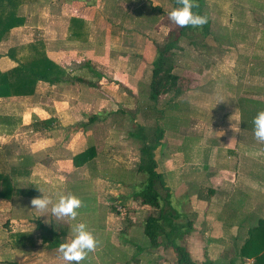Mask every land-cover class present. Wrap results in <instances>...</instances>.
<instances>
[{
	"label": "crops",
	"instance_id": "obj_1",
	"mask_svg": "<svg viewBox=\"0 0 264 264\" xmlns=\"http://www.w3.org/2000/svg\"><path fill=\"white\" fill-rule=\"evenodd\" d=\"M168 1L12 0L23 20L0 42V70L15 65L6 54L9 47L36 40L63 69L52 82L38 81L29 96L0 97V115L16 120L11 132L0 123V172L12 174L15 187L38 192L0 199V219L8 220L0 232L33 233L34 247L8 248L19 254L14 258L19 264H75L62 259L58 245L74 238L77 222H84L98 241L80 264H176L171 249L150 248L143 234L146 216L158 214L140 198L146 174L137 170L141 139L155 142L154 127L149 133L152 127L146 124L152 106L159 108L158 116L168 111L175 119L166 112L153 153L172 205L191 224L179 242L196 264L252 263L253 258L238 255V248L264 219V141L254 137L252 124L264 110V57L238 52L222 59L224 68L236 66L234 73L151 100L149 77L142 70L150 64L152 69L156 51L168 43L155 47L175 23L167 20ZM211 1L221 9L231 2L226 15H236L246 45L264 49V0ZM208 3L202 0V10L211 18ZM213 39L206 51L232 49L226 38ZM176 46L188 48L177 40ZM206 60V66L214 62ZM220 79L233 81L223 87ZM26 127L31 132L23 140L18 134ZM89 148L91 157L73 164L72 157ZM25 160L27 173L14 172ZM26 178L30 183L17 184ZM69 193L82 201L75 219L54 216L51 204L40 210L30 203L42 194L54 203ZM21 199L29 205L25 215L17 212L15 202ZM37 221L61 233L56 246L41 241Z\"/></svg>",
	"mask_w": 264,
	"mask_h": 264
},
{
	"label": "trees",
	"instance_id": "obj_2",
	"mask_svg": "<svg viewBox=\"0 0 264 264\" xmlns=\"http://www.w3.org/2000/svg\"><path fill=\"white\" fill-rule=\"evenodd\" d=\"M177 5V0H172ZM12 0H0V42L7 39L9 30L21 24L22 18L14 13ZM194 12L205 16L206 23L202 26L180 27L179 34L187 36L189 32L199 33L203 37L209 34L210 19L202 11V0H197ZM176 48V41H169L163 48L157 50V55L152 65L149 80V98L156 100L162 93L169 92L177 87L178 76L173 72V63L170 60L171 50ZM6 54L15 60V65L8 70H0V97L29 96L34 93L38 81L52 82L59 78L63 69L52 61L45 53L41 40L27 42L19 46H11ZM0 123L8 126V132L14 128L15 118L9 115H0ZM155 142L161 138L162 129H155ZM154 143H148L141 139L138 145L139 159L137 170L146 174L144 185L139 193L143 203H149L158 209V214L147 215L143 234L150 248L163 247L171 249L175 255L176 264H196L190 257L186 247L179 240L191 230L190 222L175 208L172 194L165 187L161 173L156 170L154 159ZM92 148L75 154L73 164L83 162L91 157ZM23 158H26L23 156ZM26 160L21 165L13 168L19 174H26ZM16 169V170H15ZM163 191V194L162 192ZM13 194L23 196H36L38 192L32 188H19L13 184L12 174L0 172V199L11 198ZM35 229L38 231L42 242L46 247H54L58 244L61 233L53 227L46 226L37 221ZM13 240L12 246L19 251H27L34 247V238L31 231H15L10 234ZM238 255L242 258H253L251 264H264V219L248 231V236L238 248ZM7 264H17L10 261ZM204 264V263H203ZM229 264H236L230 262Z\"/></svg>",
	"mask_w": 264,
	"mask_h": 264
},
{
	"label": "rangeland",
	"instance_id": "obj_3",
	"mask_svg": "<svg viewBox=\"0 0 264 264\" xmlns=\"http://www.w3.org/2000/svg\"><path fill=\"white\" fill-rule=\"evenodd\" d=\"M174 7H177V5L173 4L172 0H169L168 7L166 8L167 13L171 11ZM228 7L229 8L231 7V2L230 4L226 3V6L221 9V6H218V5L215 6V4H213V2L210 0V3H208L207 5V10L211 16V18L208 17L210 19L209 34L204 37L201 34L196 33V32L195 33L189 32L187 36H181L179 34V31H180L179 25L174 23V26L171 27L170 29L166 28L167 32L163 38H159V40H155V43H156L155 47L156 46L162 47L165 43L172 41V40H175V41L177 40V45L180 43L181 45H185L188 47L186 49L181 50V48L179 49L176 46L177 49L174 48L173 50H171L170 60L173 63V72L178 76V79H177L178 86L177 87L178 89H180V92H182L183 90H187L189 88H194L196 86H199V87L201 85L204 86L205 84H207L206 80H208L209 78L218 79L219 77L217 75L222 76L223 72L230 73V71H232L234 73V71L236 70V66L224 68L222 59H228L229 57L230 58L236 57L238 52H242L247 55H250L253 52H256V53L259 52V54L264 57V49H257V48L252 47L251 45H246L247 41L243 37V31L242 29H238V22L236 21V15H226L225 11L228 9ZM216 14L218 15L219 20L217 19ZM253 18L254 17L252 16L251 23L253 22ZM167 20L168 21L170 20L169 16H167ZM222 23L227 24L228 25L227 27L229 29L228 28H227L228 30L221 29L220 27L223 26ZM210 28H211V31H210ZM213 38L215 39L218 38V40L226 38L228 40L226 43L230 45L232 44L231 46L232 49H227L225 47L219 46V48H214L211 50V52L214 51L212 55L210 51H206V43H208L209 41H213L214 40ZM239 40L242 42V44H240ZM156 55H157V51H156ZM206 57L210 58L211 61H214V62L209 63V65L206 66V63L208 62V60H206ZM216 58H218V60ZM260 67H264V60L261 62ZM142 71L143 73L146 72V74H144V77L145 78L149 77L148 79L149 81L150 75H151V64L147 66L146 71L145 69H143ZM232 81L233 80H226L223 82L220 79L219 86L224 87L226 82L232 83ZM263 83H264V80H263ZM230 86L232 87L233 85L230 84ZM162 100L164 101V99ZM151 102L152 101H149V104H152ZM20 109H18V111L15 112L17 113V115L19 114L21 115V113H19ZM159 111H160L159 108H154L152 106L151 108H149V111L146 113L147 115L151 114L149 115L150 119L149 118L147 119L150 121L146 122V124L148 123V126L151 125L150 127H152L151 129L148 130V132L151 133L154 127V130H153L154 135L156 131L155 129L162 128L163 123H166L164 119L167 116L168 111H166L167 113L165 112L166 115H164L163 113H160L161 116H158ZM168 117H169V120L171 121L175 120L172 116V112L168 113ZM156 118H160V120L157 121V123L155 122V120H153ZM154 125H156V127ZM30 132L31 131L29 130V128L26 127L22 129V133L18 135H23V140H24L25 138H27V135H29ZM12 140L15 141V138L13 137ZM19 142L22 143V140L19 139ZM10 164H12V162L9 163V166H11ZM8 169L9 168L6 167V170ZM15 178L17 179V177L14 176V179ZM27 179L29 178H26V181L23 180V182L17 181V184L21 183L20 185H26L30 183L29 180ZM14 183L15 181L13 182V184ZM161 192L163 194V191ZM20 201L21 202L19 201L15 202V204H17L19 207L17 212H19V214L23 213L22 215H25L24 213L26 214L28 213L27 206L29 207V205H27V203L25 202L27 201V199L25 200L21 199ZM5 221H8V220H4L2 218L0 219V231L2 230V226L5 224ZM7 235L8 236H6L5 234V230L3 233L0 232V249L4 247L3 244L8 246L6 247V249L3 248V253H0V264H7L10 261H14L15 256L16 257L19 256L18 253L13 254V252L10 249H8L9 246L12 247L13 240L9 236V234ZM6 251L8 253H6ZM16 263L19 264L18 262Z\"/></svg>",
	"mask_w": 264,
	"mask_h": 264
},
{
	"label": "clouds",
	"instance_id": "obj_4",
	"mask_svg": "<svg viewBox=\"0 0 264 264\" xmlns=\"http://www.w3.org/2000/svg\"><path fill=\"white\" fill-rule=\"evenodd\" d=\"M177 7H174L167 13L169 18L177 25L199 27L206 23V17L193 11L197 5V0H177ZM254 137L259 141H264V110L259 111L252 120ZM41 192V190L39 189ZM42 193V192H41ZM33 208L46 210L51 204V212L54 216L68 217L75 219L78 215V209L82 205L79 197L69 193L59 195L53 203L49 196L40 195L30 201ZM74 238L70 242L60 243L58 251L66 262H75L80 264L88 253L95 249L98 241L87 229L84 222H77L73 226Z\"/></svg>",
	"mask_w": 264,
	"mask_h": 264
}]
</instances>
